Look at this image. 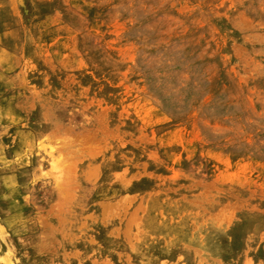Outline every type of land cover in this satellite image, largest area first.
<instances>
[{"label": "rangeland", "instance_id": "rangeland-1", "mask_svg": "<svg viewBox=\"0 0 264 264\" xmlns=\"http://www.w3.org/2000/svg\"><path fill=\"white\" fill-rule=\"evenodd\" d=\"M0 264H264V0H0Z\"/></svg>", "mask_w": 264, "mask_h": 264}]
</instances>
